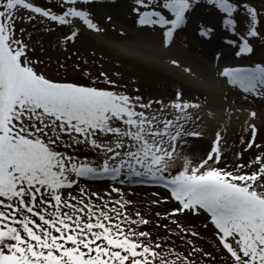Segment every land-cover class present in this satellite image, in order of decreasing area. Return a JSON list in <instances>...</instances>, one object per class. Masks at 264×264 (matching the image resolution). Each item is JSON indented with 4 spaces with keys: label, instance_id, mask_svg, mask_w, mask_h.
Wrapping results in <instances>:
<instances>
[{
    "label": "snow or ice",
    "instance_id": "snow-or-ice-1",
    "mask_svg": "<svg viewBox=\"0 0 264 264\" xmlns=\"http://www.w3.org/2000/svg\"><path fill=\"white\" fill-rule=\"evenodd\" d=\"M93 2L0 0V264H264V145L255 142V125L242 140L245 151L255 153L249 160L240 163L238 153L231 167H221L217 132L207 154L193 163L182 149L201 133L189 130L190 102L179 91L167 104L145 103L114 90L104 72L80 83L36 70L24 29L17 35L20 14L45 31L68 29L61 37L67 46L85 30L102 31L87 7ZM201 3L237 38L226 41L237 56L253 52L250 40L261 37L264 13L249 0H134L133 13L139 27L161 29L168 47ZM214 31L201 25L198 35L210 39ZM218 76L245 96L264 98V65L224 67ZM96 180L113 186L103 194L82 186ZM144 180L168 194L154 205H173L155 214L165 221L155 224L165 236L144 230L152 221L139 211L130 216L131 201L115 186ZM187 216L203 218L211 251L195 242L202 238L197 229L180 221Z\"/></svg>",
    "mask_w": 264,
    "mask_h": 264
},
{
    "label": "rangeland",
    "instance_id": "rangeland-1",
    "mask_svg": "<svg viewBox=\"0 0 264 264\" xmlns=\"http://www.w3.org/2000/svg\"><path fill=\"white\" fill-rule=\"evenodd\" d=\"M40 6H45L49 0H34ZM258 11L264 13V0H249ZM134 0H95L87 5L91 16L102 31L88 32L83 31L74 43L65 46L61 37L68 29H58L55 31H45L44 26L37 21L29 22L25 17L26 13H21L20 18L16 20L17 35L20 36V29H24L22 38L29 44V59L33 61L36 70L46 77L53 80H64L80 83H91L99 78V74L104 72L107 78L115 85L114 90L126 93L130 96H140L143 102L163 100L165 104L176 98L179 91L181 99L190 104H197L196 99L191 98L193 94L190 90L183 88L182 84L175 79H171L164 74L156 71L152 74L147 70L138 67V63L129 57L130 54L137 53V46L153 45V48L163 47L162 30L159 28H142L137 25V17L133 13ZM238 19H240L238 17ZM201 25H208L215 29L210 39H204L198 35V28ZM261 33L260 38H252L250 44L253 52L243 56H237L238 48L226 43L228 39H237L231 36L229 32L220 26L219 14L204 4H196L193 10L187 14V23L174 33V37L168 47L167 61L176 59L185 64L190 69L195 70L198 75L207 78L209 81L218 76L217 66L226 67H254L256 64L264 65V15L258 25ZM238 31L244 33L245 25L240 23ZM121 33H123L121 35ZM167 47V48H168ZM162 57V56H161ZM160 57V58H161ZM177 63V62H176ZM85 73L88 75L85 76ZM143 75H149L144 77ZM217 81V80H216ZM223 82V81H218ZM215 83V81H214ZM225 85L226 83H215V85ZM100 86H103L101 83ZM241 93V92H240ZM239 100L234 103L242 110L254 112L255 115L264 111V98L254 96H245L241 93ZM208 101V100H203ZM212 106H218L211 103ZM158 105L153 104L155 109ZM252 118L248 115V120ZM188 127H192L188 124ZM251 138V132L247 127L236 132H227L221 137L222 141L221 167L236 161L237 154L242 153L240 163L249 160L255 153L245 151V144ZM256 144L264 145V126L256 128ZM213 142L199 141L198 138H188L186 146L182 149L184 155L199 161L210 150ZM80 155L91 156L92 153L81 150ZM89 192H98L103 194L110 187L112 182L108 180H96L82 182ZM120 188L123 198L131 201L127 211L130 216L135 218V213L139 211L145 218L150 219V224L146 229L159 236H165L163 228H156V223H165L158 221L155 214H163L170 210L173 205L161 203L159 206L153 204V201L159 198L161 201L168 195L161 188L154 186L147 180L143 182H133L131 184H117ZM77 192V189L73 190ZM154 193L158 194L153 195ZM114 199L120 197L113 194ZM180 221L190 228L197 229L202 238L195 242L212 250L214 241L211 231L205 232L203 229V218L191 216L179 217ZM174 228V226H172ZM180 251L185 250L182 241L172 237Z\"/></svg>",
    "mask_w": 264,
    "mask_h": 264
},
{
    "label": "bare ground",
    "instance_id": "bare-ground-1",
    "mask_svg": "<svg viewBox=\"0 0 264 264\" xmlns=\"http://www.w3.org/2000/svg\"><path fill=\"white\" fill-rule=\"evenodd\" d=\"M88 34L93 35L92 32H88ZM136 48L137 53L130 54L129 57H132L138 63L141 70L145 69L151 74L158 71L171 79H175L182 84L184 89L191 91L193 94L191 98L198 101L197 104H194L195 106L190 104V107L186 110V115L192 126L188 127L189 130L201 133L199 137H196L199 141L207 142L209 139V142H213L217 132H220L222 137L224 133L240 131L249 124L255 125V128H263L264 111L257 113L255 118L248 120V111L234 105L241 97L238 89L228 83L215 85L214 82L198 75L195 70L176 61V59L170 58L168 61L164 59L168 56L167 51L171 46L168 48L162 46L153 48V45H147L137 46ZM224 67L226 66H217L218 71ZM143 76L149 77V75ZM213 102L218 106H212L211 103ZM220 146H222V141ZM187 157L193 163L198 162L189 156ZM178 163H182V161Z\"/></svg>",
    "mask_w": 264,
    "mask_h": 264
}]
</instances>
